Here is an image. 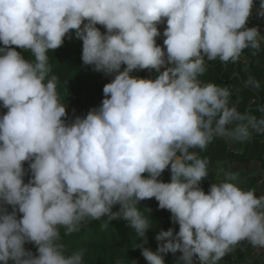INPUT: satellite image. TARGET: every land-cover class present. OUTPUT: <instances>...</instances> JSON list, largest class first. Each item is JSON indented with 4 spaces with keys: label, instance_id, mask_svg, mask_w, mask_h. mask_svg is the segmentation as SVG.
Instances as JSON below:
<instances>
[{
    "label": "clouds",
    "instance_id": "1",
    "mask_svg": "<svg viewBox=\"0 0 264 264\" xmlns=\"http://www.w3.org/2000/svg\"><path fill=\"white\" fill-rule=\"evenodd\" d=\"M253 5L0 0V102L7 109L0 116V264H83L81 253L65 254L60 228L70 235L86 218L102 217L128 222L148 264H165V255L177 252L180 264H220L241 241L264 249V195L239 187V172L225 168L218 170L223 181L206 194L200 184L209 176L208 161L193 151L217 135L249 138L246 125L227 127L243 119L228 107L229 89L199 77L206 59L234 62L245 49L260 51L264 37L246 27ZM165 18L161 47L156 38ZM73 31L83 42V64L114 79L103 88L101 106L69 124L57 78H49L48 52ZM16 48L30 51L34 62ZM136 70L157 76L134 77ZM24 162H30L28 183ZM169 166L165 183L160 177ZM151 198L179 225L178 233L155 236L156 251L145 247L152 226L138 207Z\"/></svg>",
    "mask_w": 264,
    "mask_h": 264
},
{
    "label": "trees",
    "instance_id": "2",
    "mask_svg": "<svg viewBox=\"0 0 264 264\" xmlns=\"http://www.w3.org/2000/svg\"><path fill=\"white\" fill-rule=\"evenodd\" d=\"M262 10L254 8L252 15L246 25L248 28L262 26ZM87 23V21H85ZM102 33L106 29L102 25H96ZM167 27L166 18L161 25V35L156 38L157 45L163 47V32ZM65 37L63 45L48 52L51 71L49 78H57L56 89L61 103L66 104L67 116L62 118L66 123H72L76 117H86L91 109H98L101 106L103 88L107 83L112 82L114 77L107 76L103 72H96L92 66H85L81 59L82 40L75 37L74 31ZM264 44V42H262ZM0 47H3L0 42ZM15 47V46H13ZM25 59L34 62V56L30 51L16 48ZM166 52V48H165ZM243 58L247 61L244 62ZM206 71L199 77L202 84L213 83L220 87L229 89L230 97L228 104L235 107L241 114L256 125H264V45L258 53L253 54L252 49H245L240 58L236 61L222 62L217 58L214 61L205 60ZM122 67H126L122 66ZM131 75L143 79H155V70H136ZM250 80L259 81V87L250 83ZM7 109L0 102V116L6 114ZM199 156L208 161L209 176L201 182L206 193L212 183H216L217 162L230 161L236 165H248L251 162H259L264 167V132L254 136L246 146L244 153L236 154L229 150L227 142L223 138L214 136L205 150L193 149ZM30 162H24L26 175L24 182L31 179L29 169ZM147 177V173L144 174ZM160 180L165 183L171 182V171L165 170ZM138 207L149 219L152 228L147 232L148 243L145 247L156 251L158 241L155 236L161 231L174 229L179 232V225L172 222V214L169 210L159 209L158 201L155 198L140 201ZM12 211L11 206H7ZM150 212H148V210ZM120 206L116 205L114 212H119ZM22 214H18V219ZM140 239L134 230L128 226L123 218L109 221L107 217L100 219L86 218L81 222L79 231L65 235V229L60 228V239L58 243L64 246L66 255L73 252L82 254L83 264H148L137 248ZM26 250L38 254L32 243L25 244ZM254 248L248 243H242L236 251L238 258L243 264H264V254L253 257ZM182 253H168L165 255V264H180L177 259ZM11 264V262H10Z\"/></svg>",
    "mask_w": 264,
    "mask_h": 264
},
{
    "label": "crops",
    "instance_id": "3",
    "mask_svg": "<svg viewBox=\"0 0 264 264\" xmlns=\"http://www.w3.org/2000/svg\"><path fill=\"white\" fill-rule=\"evenodd\" d=\"M262 2H264V0H254L253 9L257 8V9L262 10L261 9V3ZM262 11H264V10H262ZM263 22H264V20H263ZM161 25H162V23L158 25L159 31L161 29ZM261 29L262 28L259 29V32L262 36V35H264V31ZM262 37H264V36H262ZM262 42H264V40H262ZM243 61L246 62L247 60L243 58ZM228 107L230 109H234L235 112L240 117H243V119L236 120L233 123L227 125V127L229 129H233L236 127L237 124H244L248 128L249 138L247 140L241 141V140L234 138L231 135H217L216 137L223 138L227 142V144L229 146V150L231 152L236 153V154H242V153H244L246 146L254 138V136H256L258 134H262L264 132V125L261 126V125L253 124L247 119V117L245 115L241 114L231 104H228ZM209 144L207 145V147L209 146ZM193 151H195V150H193ZM221 168H225L228 171L239 172V174H240L239 187H241L242 189H245V190L255 189L257 197L264 195V167L259 162H251L248 165H244V164L236 165L234 163H231L230 161L217 162L215 164V169H216V173H217L216 179H215L216 183H220L224 179L222 176L218 177V170ZM242 243H248V242L247 241H241L240 243H238L234 247V249L231 251V253H229L224 258H222V260L220 261V264H243V263H241V260L238 258L237 254H236V251L239 249V246ZM263 254H264L263 249L254 248L253 257H259L260 255H263Z\"/></svg>",
    "mask_w": 264,
    "mask_h": 264
},
{
    "label": "rangeland",
    "instance_id": "4",
    "mask_svg": "<svg viewBox=\"0 0 264 264\" xmlns=\"http://www.w3.org/2000/svg\"><path fill=\"white\" fill-rule=\"evenodd\" d=\"M263 18H264V15H262V26H261V28H262L261 30L264 31V22H263L264 19H263ZM262 36H264V35H262ZM263 250H264V249H263Z\"/></svg>",
    "mask_w": 264,
    "mask_h": 264
},
{
    "label": "built area",
    "instance_id": "5",
    "mask_svg": "<svg viewBox=\"0 0 264 264\" xmlns=\"http://www.w3.org/2000/svg\"><path fill=\"white\" fill-rule=\"evenodd\" d=\"M164 47V46H163ZM164 69H161V71H163ZM166 170H170V166H169V169H166ZM200 187L202 188L201 184H200ZM203 189V188H202ZM198 264V262H197Z\"/></svg>",
    "mask_w": 264,
    "mask_h": 264
}]
</instances>
